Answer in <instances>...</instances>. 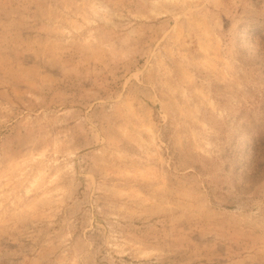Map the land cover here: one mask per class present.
<instances>
[{
  "label": "rangeland",
  "instance_id": "1",
  "mask_svg": "<svg viewBox=\"0 0 264 264\" xmlns=\"http://www.w3.org/2000/svg\"><path fill=\"white\" fill-rule=\"evenodd\" d=\"M252 135L264 0H0V264H264Z\"/></svg>",
  "mask_w": 264,
  "mask_h": 264
},
{
  "label": "trees",
  "instance_id": "2",
  "mask_svg": "<svg viewBox=\"0 0 264 264\" xmlns=\"http://www.w3.org/2000/svg\"><path fill=\"white\" fill-rule=\"evenodd\" d=\"M246 144L247 145L244 147L242 163L245 165L249 164L253 158L259 157L260 164L264 165V142L258 137L252 135L249 137ZM262 169L263 173L260 176L264 177V168Z\"/></svg>",
  "mask_w": 264,
  "mask_h": 264
}]
</instances>
